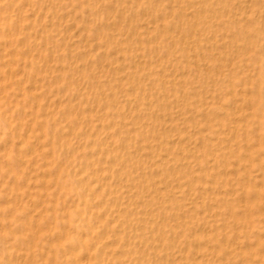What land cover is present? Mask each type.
<instances>
[{
	"label": "bare ground",
	"instance_id": "1",
	"mask_svg": "<svg viewBox=\"0 0 264 264\" xmlns=\"http://www.w3.org/2000/svg\"><path fill=\"white\" fill-rule=\"evenodd\" d=\"M26 1H27V3H30L33 0H26ZM47 1H49L50 3H54L57 1L58 4L61 3L59 5H62V3L67 4V0H43L42 2L45 3ZM87 1H88V4L90 5L89 7L90 8L92 7V9H94L95 13L98 14V17H100L101 20L104 21L106 29L111 31V32L115 31L117 34H121V39L126 43L127 47L133 48L132 51L135 52V54H141L144 51V48H142L143 46L137 47L138 46L137 44H139L141 46V44L143 43L144 40H148L149 38L151 39L152 33L157 31V37L153 41L155 43L156 42L157 43L162 42V43L166 44L165 46L169 49V52H171L170 54H174V56L172 58L176 59L178 61V63L176 65H173V66H171V65L170 66H164V65H166V64H164L163 66L165 69L162 70V73H159L158 75L156 74L158 76L157 80H158L159 86L160 85L163 86L162 89H159L158 94L154 95L153 93H151L154 90L155 91L158 90V88H159V87H157L158 85L152 86L153 89H151V92H149V93H146V92L142 93L141 92L139 101H141V103H140L141 105L142 104L144 105V106H141L143 108H139L140 106L137 108V107H135L136 106L135 105L134 107L137 108L135 111H131L132 109L131 110L126 109L127 111L124 110L122 108L123 105L121 107L122 103H120V101L118 99L119 95H117V93L118 94L124 93L123 91H124V88H126V87H124L125 85L123 86V84H121V85L118 84V85H115L116 89H114V88H113L114 90L112 89L110 97H107L106 93L101 92L102 95L97 97V99L95 100L96 106L100 105L102 107L101 115H96V114L91 115L92 114L91 113L88 116V114H87L88 118H87V116H86V118L88 120H84L83 118H81V117H84L81 115V114H83V112L80 113L79 110H76L74 108H73L74 110H72V111H70V109H69L68 114L64 113L65 119H68V117L74 118V117H77L78 115L81 116L79 118H81V120H84L82 122L85 123V125H86V128L84 130L85 133L87 134L86 137H90L92 139V147H91L90 152H89L91 154V156H90V154H89V157H86L84 155V158H85L84 163L86 164V165H84L85 168L83 170L81 169L82 171L80 173H76L74 171L73 174L71 175V176H73L76 183L79 185L80 192L79 191L75 192L76 197H78V199H77V201L72 199L73 200L72 203H74L72 205L73 208H72V206H69L68 213L72 217L70 219H73L72 221L77 222L78 225L81 227H80V230L76 231L75 233H70L69 232L70 230L64 231V234L66 235V236H64L65 242H66V240H67V242L65 244L63 243L64 245H62V246H64L66 248V250L69 251V253H68L69 257H66V258H68L67 260H69V259L71 261L73 260L76 262V264L77 263L78 264H90V262L92 264H229L230 262L228 261V259L233 254H239L242 259L245 258L247 255H251V257L254 258L255 255L252 256V254L254 252L252 251V248H251L252 247V241H251L252 236H251V234H252L253 230L255 229L254 227L256 225H259L260 227L264 226V0H166L163 2H162V0H157L158 1V2L156 1L157 4L153 3L152 5H151L150 1L138 0L139 2L138 1L136 2L139 4L138 8L136 7L137 10H135L136 12L135 11L133 12L134 14H132V16L131 15L129 16L128 15L129 13L127 14L126 12L131 9L130 4L135 2V0H123L124 7L121 6L122 10L116 9L117 7H115V4L119 0H87ZM8 2H11V1H8ZM69 2H71V1L69 0ZM77 2H80V0ZM147 2L150 4H148L149 6L146 5L148 8L147 7L145 8V3H147ZM1 3H0V5H1ZM73 3H75V2H73ZM159 3H164L163 7L162 6L160 7ZM54 4H56V3H54ZM13 5H14V3H13ZM30 5L28 6V4H27V6L24 9L29 8ZM49 6H51V5L49 4ZM49 6H47V9ZM70 6H68V7H70ZM74 6H77V5H74ZM74 6L71 7L72 10L74 9ZM83 6H81V7H83ZM37 7L39 9V10L38 9L37 10L41 11L40 8H42V7L39 8L38 5H37ZM45 8H44V10H45ZM66 9L68 10V8H66ZM66 9H64V10H66ZM148 9H150L151 11H148ZM37 10H36V12H38ZM64 10H62V12ZM160 10L164 11L165 13L160 12ZM58 12L56 14L52 15V18L57 20V22H54L55 20L52 22L55 23V24L54 23L53 24H54V26L56 25V29L58 30L57 32L60 33V35H61L62 32H67L71 28V26L73 25V24H69V22H67V21H70L71 19L74 20V18H76V17H74V18L72 17V15H74L71 13L72 11L69 12L72 15L68 14L66 11H64L63 13L60 12V14ZM159 12L161 14H159ZM13 13H14V10H13ZM27 13H29V11ZM44 13H48V11L45 10ZM8 14H9V12H8ZM21 14L23 15L24 13L21 12ZM4 15H5V13H4ZM32 15H34V14H32ZM35 15H34V17H35ZM38 15H39V13H38ZM48 15L51 16L50 14H48ZM19 16H21V15L19 14L17 16V18ZM0 17H1V15H0ZM38 17H40V16H38ZM49 18H51V17H49ZM80 18H81V16H80ZM88 18H89V16H88ZM90 18H92V17H90ZM8 19H10V18H8ZM42 19H44V18H42ZM94 19H96V18H94ZM1 20L2 19H0V21ZM19 20H20V18H19ZM79 21L81 22V20H79ZM166 21L168 24L171 23L170 27L165 26ZM10 22H11V20H10ZM42 22H44V21H42ZM23 23H26V22L24 21L21 24H23ZM27 23H28V21H27ZM75 23H77V21ZM38 24H40V23H38ZM42 24L43 23H41V25ZM53 24L51 23V25H53ZM99 24L102 25L103 23L99 22ZM29 25L30 26L32 25V27H33L32 23ZM77 25L74 26V28L77 27ZM100 25H99V27H102ZM92 26H93V23H92ZM10 27L12 28L11 25H10ZM27 27H29V26H27ZM8 28H9V25H8L7 29ZM35 28H39V27H35ZM40 28L43 29V27H41V26H40ZM0 29L3 30V28H0ZM49 30H46V32H48ZM55 30H53V31L55 32ZM18 31H19V28H18ZM18 31L16 33H18ZM54 32H53V34H54ZM81 32H79L80 35L82 34ZM86 32L88 33V29H87V31H85V33ZM106 32L109 33L108 31H105V33ZM28 33H26V34H28ZM105 33H104V35H105ZM4 34H5V32H4ZM7 34H9V33H7ZM30 34H32V33H30ZM102 34H103V31L100 35H102ZM113 34H110V35L113 36ZM38 35H40V37L42 36L41 34H38ZM38 35H37V37H38ZM64 35H67L66 38L68 37V34L64 33ZM100 35L99 34H97V36L95 35L96 36L95 38L94 37L92 38L90 36L93 40L96 41L95 43H94V41H92V43H94V47L92 46L93 48H91V47L88 48L87 47L88 44L87 45L86 44L81 45V46L77 45V47L74 46L75 47L74 52L72 53L71 56H68L70 61H66L67 62L66 64H64L65 62L61 63L60 60H62V59H60L59 60L60 63H58V64H61V65L56 66L55 65L56 61H55L54 65L56 67H54L51 64L53 62L50 61L51 62L50 63L49 60L48 61L46 60L47 62L44 63L45 64L44 71L48 72V74L50 72L49 76L50 77L52 76V79L54 78V76H53L54 72H56V74H61V75L63 74L65 76V79H66V81H65L66 84H68V83L71 84V82L76 80L75 77H77V76L80 77V75H82V79L83 78H85V79L91 78V80L94 83H96V85H98L101 81V79H99V78H100V76H102V74L104 72L102 68H104L106 65L107 66L110 65L109 59L107 62V56L109 55L108 53L110 52L108 49L111 48L107 44H106V47L103 48L104 44H103L102 40H105V38L102 39V37ZM110 35H109V38H110ZM4 36H6V35H4ZM85 36H87V35H85ZM15 37H14V39H15ZM43 37L44 36H42V38ZM56 37L53 38V41L56 39ZM83 37L81 39H83ZM117 37H119V36H117ZM61 38L63 39L62 41L65 42V40H66V39H64L65 37L64 38L61 37ZM3 40H4V38H3ZM71 40H73V39H71ZM71 40H70V42H71ZM4 41H6V38ZM4 41L2 43H4ZM46 41H48V40H46ZM62 41H61V46L58 45V47H57V48H60V51H62V49H63L62 48ZM66 41L69 42L68 39ZM86 41H89V39ZM86 41L84 40V42H86ZM111 42H112V40H111ZM28 43H30V41H28ZM28 43H26V45L22 44V45H24L23 46L24 48H25V46L27 47V50H28V47H30V45L27 46ZM44 43H45V41H44ZM65 43L63 45L64 48H65ZM115 43L113 42V44H114L113 46H116ZM144 43H145V41H144ZM155 43H154V45L157 44V43L156 44ZM38 44H40V43H38ZM70 44H73V43H70ZM50 46H51V44H50ZM122 46H119V47L121 48ZM149 46L150 45H148L147 47L149 48ZM19 47L20 46H18V48ZM39 47H40V45L38 46V48ZM46 47H47V45H46ZM70 47H72V46H70ZM150 47H153V46H150ZM163 47H161V48H163ZM158 48H159V46H158ZM2 49L4 50L3 46H2ZM19 49H21V48H19ZM34 49H35V47H34ZM23 50L24 49H22V51ZM71 50L72 49H70L69 51H71ZM129 50H130V48H129ZM13 51H16V50H13ZM148 51L150 52V50H148ZM1 52H2V54H4L2 50H1ZM33 52H35V51H33ZM36 52H38V51H36ZM113 52L116 53L115 51H113ZM119 52H120V50H119ZM119 52H118V54H119ZM149 52H147V53H149ZM54 53H52V54H54ZM67 53L69 54L70 52H67ZM42 54H44V53L42 52ZM59 54H60V52H59ZM97 54L100 56V57H98V59L100 58L99 64H101L100 65L101 68L100 69L98 68V70L97 69L94 70L93 66L91 64L92 63L91 58H93V61H94L95 60L94 57ZM131 54H132V52H131ZM131 54H130V57H131ZM164 54H165V52H164ZM113 55H115V54H113ZM120 55H122V54H120ZM147 55H148V62H149L150 58H152V57L149 58V54H147ZM2 56H0V57H2ZM82 56L84 58H86L87 60L88 59H91V60H88V61L83 60L82 61L80 59ZM27 57H29L27 59H30V61H32L33 63L35 61L38 63L37 58H35L31 54H30V56L28 55ZM108 57H110V56H108ZM112 57H114V56H112ZM123 57H125V55ZM136 57H137V55H136ZM141 57H143V55L140 56L139 58L137 57L139 59V61L142 59ZM11 58H13V57H11ZM16 58H17V56H16ZM76 58L80 59L79 61H77L78 63L74 62ZM156 58H157L156 61H158V63H159V61H162V59L161 60L158 59V56L157 57L155 56V59ZM4 59L5 58L3 57V60ZM14 59H15V57H14ZM24 59L25 58H23V60ZM52 59H50V60H52ZM111 59H113V58H111ZM124 59H126V58H124ZM3 60H0L1 61V63H0V87H2V88H3L4 84L7 83V81H6L7 78L8 77L11 78L12 76H14L13 75L14 70L10 66V62L8 61L9 58H8V60L7 59L4 61ZM41 60H42V58H41ZM63 60H65V59H63ZM66 60H67V58H66ZM151 60H153V59H151ZM113 61H114V59H113ZM132 61H134V60L132 59ZM144 61H145V59H143L142 62H144ZM20 62H19V64H20ZM24 62H23V64H24ZM153 62H155V60ZM40 63L38 64L39 66H37V67H42V66H40ZM132 63L134 64V62H132ZM146 63H144V64H146ZM116 64H117V62H116ZM133 64H131V65H133ZM93 65H95V63ZM22 66H24V65H22ZM32 66H31V68H32ZM112 66L116 67L117 65L115 66V64H114ZM128 66H129V64H128ZM16 67H14V68H16ZM114 67L111 68V70L115 69ZM133 67H136V66H133ZM148 67H149V65H148ZM107 68H109V66ZM42 69H43V67H42ZM120 69H121V67H120ZM135 69H136V72H138L137 67ZM141 69L143 71V68H141ZM148 69H146V70H148ZM22 70L24 71L23 68H22ZM115 70H117V69H115ZM155 70H157V72H158V69H155ZM29 71L27 73H29ZM33 71H35V70H33ZM85 71H87L89 73H85ZM95 71H98L99 74H97ZM119 71H122V70H119ZM119 71H117V72H119ZM126 71H128V70H126ZM45 72H43V73L45 74ZM131 72H133V71L131 70ZM150 72H151V70H150ZM43 73H42V75H43ZM116 74H114V75L119 77L121 75V72H120V74H118V73H116ZM134 74H136V73H134ZM140 74H142V73H139V76H140ZM143 74H145V73H143ZM146 75H144V76H146ZM15 76H17V75H15ZM30 76L32 77V75H30ZM103 76H105V78H106L107 75L103 74ZM22 77L23 76H21L20 78H22ZM134 77H137V76H134ZM152 77L154 80V76H152ZM152 77H150V79ZM85 79H84V81H85ZM102 79H104V78H102ZM26 80H28V79H26ZM108 80H109V78L107 79V81ZM145 80H147L146 77H145ZM22 81H24V80H22ZM81 81H83V80H81ZM130 81H133V80H130ZM4 82H6V83H4ZM48 82H49V80H48ZM61 82H62V84L64 83V81H61ZM104 82H106V81H104ZM75 83H77V82H75ZM123 83H124V80H123ZM131 83L132 84H129V85L133 88L134 83L133 82H131ZM40 84H41V81H40ZM62 84H60V85H62ZM135 84H137V83H135ZM37 85H39V84L36 83L35 81H33V83L31 84L30 92H29L30 94L27 93L29 95H32L31 97H33V98H35L34 90H37ZM54 85H56V84H54ZM58 85L59 84H57V86ZM75 85H76V88H75L76 89L75 90L76 95L77 96L79 95V98L83 101L87 100L88 95H89V93L87 92L88 90L86 91L85 87H83V85L79 82ZM96 85H95V87H96ZM141 85L143 86V85H145V83H143ZM11 87L13 89V86H11ZM11 87H10V90H11ZM27 87H30V86H27ZM95 87H94V90L96 89ZM131 87H129V88H131ZM136 87H138V86H136ZM17 88L19 89V87H17ZM51 88H52V86H51ZM139 89L140 88L138 87L137 91ZM7 90H8V88H7ZM20 90L25 91V88H23V86H22L20 88ZM42 92H43V90H42ZM36 93H39V91H37ZM135 93H137V92H135ZM27 94H26V96H27ZM139 94H140V92H139ZM124 95H125V93H124ZM56 97H57V95H56ZM122 97H123V95H122ZM124 97H126V96H124ZM61 98H63V97H61ZM124 99H126V98H124ZM130 99L131 98L129 97L128 100H130ZM1 100H0V102H1ZM132 100H135V97H134V99L132 98ZM137 100H138V98L136 99V102H137ZM54 101H55V99H54ZM66 101H68V100H66ZM44 102H45V100H44ZM60 102H62V101H60ZM60 102H59V104H60ZM126 102L128 103V101H126ZM26 103H28V102H26ZM131 103H133V102H130V104ZM59 104H57V105L60 106ZM137 104H138V102H137ZM45 105L46 104H44V106ZM62 105H64V104H62ZM83 105H82V107H83ZM87 105H88V103H87ZM94 105H95V103H94ZM62 107H64V106H62ZM128 107H130V106H128ZM14 108H16V107L14 106ZM31 108H32V106H31ZM39 108H41V106L38 104L37 109L39 110ZM52 108H50V110ZM130 108H128V109H130ZM12 109H13V107H12ZM54 109H56V107H54ZM58 109H60V108H58ZM1 110H0V112H1ZM6 111H8V110L6 109ZM6 111H5V113H7ZM95 111L96 110H94V112ZM8 112L10 114L11 109ZM112 112H116V113L120 112L122 114L121 118H123V119H121L122 121L121 120L119 121L118 118H117V120L119 122H116V120L114 121L113 119H109V120L105 121L106 119H108L109 114ZM38 113L37 114L34 113V114L38 115ZM120 113L118 115H121ZM46 115L49 117L51 115V113L47 112ZM8 116L11 118V114ZM3 120H4V118H3ZM39 120H41V119H39ZM45 120H47V119H45ZM9 121L5 122V123H9ZM24 121H26V120H24ZM19 122L21 123V121H19ZM49 123H52V122H48V124ZM65 124L67 125V123H65ZM5 125H7V124H5ZM45 126H46V124H45ZM24 127H25V132L23 133V140L20 142L22 144L26 145L27 147H32L34 152L35 151L37 152L39 150L38 147H41V151H42V148L44 145L42 142L45 139V136H43V134L41 133L42 131L41 132H35L36 127L34 126V124L32 125L31 122H30V124H28ZM55 128L58 129L57 127H55ZM97 128H99L100 131L102 129L107 130L110 138H113V133L116 132L117 135L115 134V136H118V141L110 139V138L103 140L102 137L99 136V135H102L103 133L100 134L101 133L100 132L99 135H97V133H96ZM22 129H19V130L21 131ZM80 130H81V127H80ZM75 132H77V131H75ZM5 133H6V131H5ZM56 133H58L57 130H56ZM71 133L72 132H70V135H71ZM79 133L82 134V132H79ZM105 133L107 134V132H105ZM52 134H54V133H52ZM73 134H75V133H73ZM70 135H69V139H70ZM11 136L9 135V139ZM31 136H33L32 140L30 139ZM185 136H187V140H189L188 144L187 143L185 144L184 142H182V139L185 138ZM57 137L59 138V142H63V137L61 135L57 136ZM77 138H78V136H77ZM52 139H53V137L51 138V140ZM32 141H35L34 145H32L33 144ZM47 141L49 142L50 140H47ZM2 142H3V140H2ZM67 143H69V142L67 141ZM5 144H6V142H5ZM18 144H19V142H18ZM22 144H19V145L22 147L23 146ZM12 145H13V143H11V146ZM45 145H44V147H45ZM26 146H24V147H26ZM5 148H7V147H5ZM74 148H75V146H74ZM54 149H55V147H54ZM82 149L83 148L81 147V150ZM11 150H13V149H11ZM51 150H53V147ZM5 151L0 152V154L4 153ZM60 151H61V149H60ZM25 152H26V150H25ZM21 154L22 153H18L17 155L19 157H16L17 159L11 160V165H16V167L18 166V167L24 168L30 164L31 159H26V157L23 158V156ZM33 154L34 153H32V155ZM46 154H47V152H46ZM93 154H97L96 157L98 159L97 158L93 159ZM200 154H203L205 156V160H203L204 162H203L202 166L199 167V164H198V167L195 168L193 165L190 164V162L196 160L195 161V163H196L198 160V156ZM32 155H31V158H32ZM12 157H14V156H11L10 159ZM29 158H30V156H29ZM35 159H37V157ZM46 159H47V157H46ZM68 159H70V158H68ZM109 159L111 162V171L108 170V173L106 172L107 173L106 174L104 171L105 169L103 167H101L102 165H100L99 170L96 169L95 163H98V162L103 160L102 162L105 164L108 162ZM57 160H59V159H57ZM8 161H9V159H8ZM4 162H6V161H3V163ZM3 163H2V165H3ZM59 163H60V160H59ZM73 164H75V163H73ZM37 165H38V163H37ZM40 166H41V164H40ZM97 166H99V165H97ZM47 167H49V166H47ZM47 167H46V169H47ZM4 168H6V167H4ZM4 168H2V170ZM13 168H14V166H13ZM30 168H32V171H33V168H35V167L32 166ZM49 168H51V167H49ZM113 168H119L118 170L120 172H118V173L116 172L118 174V177L116 176L117 174H115V176H114V174L112 172ZM42 169H43V164H42ZM60 169H62V168H60ZM176 169H178V171H176ZM7 170H8V168H7ZM9 170H10L11 174H13V173L17 174V173H15L14 170H13L14 172L12 171V167H10ZM52 170H54V169H52ZM29 171H31V170L29 169ZM29 171H28V173H29ZM39 171H37V172H39ZM98 171H101V172L98 173ZM0 172H2V171H0ZM20 172L21 171L19 170V174L22 173V172L21 173ZM41 173H43V172H41ZM60 173L58 172V174H60ZM89 173L91 174V176H92V174L94 176L99 175V177H97V178H99L100 181H101V179H106L107 181L103 180V182H101V184L99 183L100 185L98 184L97 187H95V185L92 186V185L83 183V181H84L83 180V174H89ZM29 175H30V173H29ZM62 175L63 174H61V176ZM17 176L18 175H16L15 178H17ZM20 176H18V177H20ZM94 176H93V179H94ZM124 176H126L128 178V179H126V181L125 180L123 181ZM5 177H6V175H5ZM5 177H3V179ZM58 177L60 178L59 175H58ZM39 178H37V179H39ZM45 178H43V180ZM47 178H52V177H47ZM57 178H55V179H57ZM8 179L10 180V178H8ZM29 179H31V178H29ZM6 180H7V178H6ZM129 180H130V183H127ZM25 181H26L25 183L23 182L25 185L22 183L23 187H25V188H23V187L22 188H23V191H24V189H26L28 192L29 187L31 186L29 184L30 181L26 180V179H25ZM33 181H35V180H33ZM50 181L48 180L47 182H50ZM71 181H69V183ZM5 183H6V185H8L7 184L8 182H5ZM91 183H93V180ZM115 183H117V184H115ZM2 184H1V186H2ZM34 184H35V182H34ZM46 184H48V183H45V185ZM56 186L58 187V185H56ZM2 187H4V185ZM6 188H10V187L6 186ZM33 190H36V189H33ZM72 190L74 191V189H72ZM2 191H4L6 194L5 190H2ZM33 192L34 191H32L31 193H33ZM42 192H44V191H42ZM45 192L47 193V191H45ZM28 194H29V192H28ZM58 194H60V193H58ZM12 195L13 194H11V196ZM181 195H184V197L180 198L179 196H181ZM9 196L7 195V197H9ZM48 196H50V195H48ZM20 197H19V199H20ZM39 197H40V195H39ZM39 197L36 198L34 196V197H32V199H30V200H33L32 204L34 206L38 205L39 203H42V204L44 203L43 200L45 198L42 197V199H40ZM70 197H74V196L70 195ZM124 198H126V200H124ZM7 201L8 200H6V202ZM9 201H11V200L9 199ZM180 202H182V203H180ZM10 203H9V205H10ZM55 203H57V202H55ZM63 203L64 202H62V204ZM17 204H19V203H17ZM42 204L40 205L41 207H42ZM49 204H52V203H49ZM5 205H7V204H5ZM22 205H26V204L23 202ZM33 205H31V206H33ZM40 206H38V207H40ZM15 207H16V209L19 210V211H17V212H19V214L22 212V213L27 215L29 213V211L31 210L30 209L31 207H29V206L28 207L27 206L21 207L20 204H19V207L15 204ZM15 207L13 205V209H15ZM43 207L45 208V206H43ZM49 208H50V206H49ZM2 209H3V207L1 208V210ZM30 215H32V213ZM21 216H22V214H21ZM30 218H31V216H30ZM50 219H51V217H50ZM26 220H24V221H26ZM31 220L33 221V219H31ZM66 220H68V219H66ZM1 221H2V219H1ZM37 221H38V219H37ZM34 222H36V221H34ZM56 223H58V222H56ZM67 223H69V222H67ZM43 225L45 226L46 224H43ZM53 225H57V224H53ZM75 225H76V223H75ZM70 227H72V226H70ZM24 228L25 227L23 226V229ZM63 228H65V227H63ZM33 230H34V227H33ZM52 231H55V230H52ZM52 231L50 233H52ZM36 232H37V230H36ZM39 233H40L41 237L44 235V234L42 235L41 232H39ZM27 234H28V232H27ZM46 234H47V232H46ZM261 234H262V232H261ZM15 235L16 234H14V236ZM17 235L19 238V234H17ZM40 235H39V237H40ZM16 236H15V238H16ZM24 237L25 236H23V238ZM27 237H28V235H27ZM27 237H25V238H27ZM36 237H38V236H36ZM59 237H57V239ZM260 238H261V235H260ZM9 239H10V237H9ZM261 240H262V238H261ZM261 240H259L258 242H260ZM57 242L59 243L58 245L61 246V239H59ZM21 243H23V242H21ZM34 243H35V240H34ZM37 243L38 242L36 240V244ZM53 245H55V243H53ZM53 245H50V246L53 247ZM14 246H15V244H14ZM5 248H6V246H5ZM15 249H17V248H15ZM21 249H23V248H21ZM32 249L33 248L30 247L29 252H31ZM45 249H46V247H45ZM47 249H48V247H47ZM49 249H53V248H49ZM12 250H13V248H12ZM18 250H20V249H18ZM261 250H262V248H261ZM25 251L24 252L20 251L14 257L10 258L8 264H29V263H27V259H26L27 254L25 253ZM38 253H40V252H38ZM50 253L51 252H49V254ZM41 254H42V252H41ZM42 255L44 256V254H42ZM256 256L259 257V256H262V254L261 255L257 254ZM3 257H4V255H3ZM263 257H264V255H263ZM35 258H36V256H35ZM230 258L233 259L232 257H230ZM262 258H261V260H262ZM4 259H6V258H4ZM32 259H33V257H32ZM235 259H237V258H235ZM28 260H30V259H28ZM247 261H249V260H247ZM251 261H250V263H251ZM34 262H35V260H34ZM41 262H43V261L40 260L39 263H41ZM256 262H257V260H256ZM247 264H249V263H247Z\"/></svg>",
	"mask_w": 264,
	"mask_h": 264
},
{
	"label": "rangeland",
	"instance_id": "2",
	"mask_svg": "<svg viewBox=\"0 0 264 264\" xmlns=\"http://www.w3.org/2000/svg\"><path fill=\"white\" fill-rule=\"evenodd\" d=\"M8 1H11V2H8ZM18 1V2H17ZM23 1V2H22ZM34 1V2H33ZM32 2H30V3H27V1L26 0H0V3H1V5H0V15H1V17H0V19H2L1 21H0V28H3V30L2 29H0V38L2 39H0V49L3 51V53L5 54H2V52H1V50H0V56H2V57H0V60H3V57L5 58L4 60H8V58H9V62H10V66L13 68V72L15 73H13V75L15 76V75H17V76H12L11 78H7V83L6 82H4V83H6V84H4V86H3V88L2 87H0V100H1V102H0V108L2 109H0L1 110V112H0V122L2 123H0V152H3V151H5L4 153H1L0 154V171H2V172H0V264H8L9 263V259L10 258H12V257H14L17 253H19L20 251L21 252H24L25 250V253L27 254V256H26V259H27V263H31V264H38L39 262H40V260L41 261H43V262H41V263H39V264H76V262L75 261H71L70 259L69 260H67L68 258H66V257H69V251L68 250H66V248L64 247V246H62V245H64L66 242H67V240H66V242H65V237L64 236H66L65 234H64V231H69L70 233H75L76 231H78V230H80V227L81 226H79L78 225V223L77 222H74V221H72L73 219H70V218H72L70 215H69V213H68V208H69V206H72L74 203H72L73 202V200H75V201H77V199H78V197H76V194H75V192L76 191H79L80 192V187H79V185L76 183V181L74 180V178H73V176H71L72 174H73V172L75 171L76 173H80L84 168H85V166L84 165H86L85 163H84V155L86 156V157H89V152H90V149H91V147H92V139L90 138V137H86L87 136V134L85 133V128H86V125H85V123H83L82 121H84V120H88L87 118H88V116L91 114V115H94V114H96V115H101V112H102V107L100 106V105H97L96 106V102H95V100L97 99V97H99V96H101L102 95V93L101 92H104V93H106V96L107 97H110L111 96V91H112V89L114 88V89H116V86L115 85H118V84H123V86L124 87H126V88H124V93H125V95H124V93H120V94H118L117 93V95H119V97H118V99H119V101H120V103H122L121 104V107H122V105H123V109L124 110H131V111H135L139 106V108H143V107H141V106H144L143 104L141 105L140 103H141V101H139V98H140V95H141V92L143 93V92H146V93H149V92H151V89H153L152 88V86H154V85H158L157 87H159L158 88V92L157 91H152L151 93H153L154 95H156V94H158L159 93V89H162V87L163 86H159V83H158V74L159 73H162V70L163 69H165L164 68V66H173V65H176L177 63H178V61L176 60V59H174V58H172L173 56H174V54H170L171 52H169V49L165 46L166 44H164V43H162V42H160V43H155L153 40H155V38L157 37V31H155V32H153L152 33V36H151V39L149 38L148 40H144L145 41V43H144V41H143V43L141 44V46L139 45V44H137L138 46L137 47H142V48H144V51H143V53H141V54H135V52H133L132 51V49L133 48H131V47H127V45H126V43L121 39V34H117L115 31L114 32H111V31H109V30H107L106 29V27H105V24H104V21L103 20H101V18L100 17H98V14L97 13H95V11H94V9H92V7L90 8L89 6V4H88V1L87 0H80V2H77V1H79V0H70L71 2H69V0H67V4H65V3H62V5H59V4H61V3H57V1L56 2H54V3H56V4H54V3H50L49 1H47V2H45V3H43L42 1L43 0H33ZM138 0H135V2H133L132 4H130V6H131V9L129 10V11H127L126 13L130 16H132V14H134L133 12L135 11V10H137V8H138V3H136ZM146 1V0H145ZM147 1H150L151 2V5L153 4V3H156L157 4V0H147ZM157 1V2H156ZM163 1H166V0H162V2ZM7 2V3H6ZM14 3V5H13V3ZM17 2V3H16ZM73 2H75V3H73ZM139 2V1H138ZM12 5H11V4ZM24 5H23V4ZM35 3V4H34ZM48 3V4H47ZM79 3V4H78ZM85 3V4H84ZM27 4H28V6L30 5V7L29 8H26V9H24L26 6H27ZM40 4V5H39ZM42 4V5H41ZM49 4L51 5V6H49ZM81 4V5H80ZM120 4V5H119ZM148 4H150V3H145V8L147 7V6H149ZM163 4L164 3H159V5H160V7L162 6L163 7ZM21 5V6H20ZM23 5V6H22ZM37 5L39 6V8L40 7H42V8H40V10L41 11H38L39 9H38V7H37ZM71 5V6H70ZM74 5H77V6H74ZM84 5V6H83ZM86 5V6H85ZM88 5V6H87ZM137 5V6H136ZM147 5V6H146ZM14 6V7H13ZM47 6H49L48 7V9H47ZM68 6H70V7H68ZM72 6H74V9L72 10ZM81 6H83V7H81ZM121 6H123L124 7V2H123V0H119L116 4H115V7H117L116 9H121L122 10V7ZM135 8H134V7ZM22 7V8H21ZM46 7V8H45ZM56 7V8H55ZM76 7V8H75ZM80 7V8H79ZM137 7V8H136ZM11 8V9H10ZM18 8V9H17ZM33 8V9H32ZM44 8H45V10L46 11H48V13H44L45 12V10H44ZM55 8V9H54ZM66 8H68V10L66 9ZM133 8V9H132ZM141 8V7H140ZM148 8V7H147ZM24 9V10H23ZM29 9V10H28ZM38 9V10H37ZM43 9V10H42ZM64 9H66V10H64ZM81 9V10H80ZM7 10V11H6ZM11 10V11H10ZM13 10H14V13H13ZM23 12L24 14L22 15L21 14V12ZM32 10V11H31ZM35 10V11H34ZM36 10L38 11V12H36ZM56 12H55V11ZM62 10H64V11H66L68 14H74V15H72V17L74 18V17H76V18H74V20L73 19H71L70 21H67V22H69V24H73L72 26H71V28L67 31V32H62V34L60 35V33H58L57 31V29H56V25L54 26V22H57V20H55V19H53L52 18V15L53 14H56L58 11V13L60 14V12L61 13H63L62 12ZM72 12H71V11ZM80 10V11H79ZM93 10V11H92ZM132 10V11H131ZM3 11V12H2ZM16 11V12H15ZM29 11V13H27ZM76 13H74V12ZM131 11V12H130ZM148 11H151L150 9H148ZM8 12H9V14H8ZM12 12V13H11ZM36 12V13H35ZM69 12H71V13H69ZM136 12V11H135ZM160 12H162V13H165L164 11H162V10H160ZM159 12V14H161ZM3 13V14H2ZM4 13H5V15H4ZM38 13H39V15H38ZM78 13V14H77ZM21 15V16H19L18 18H17V16L18 15ZM30 14V15H29ZM32 14H36L35 15V17H34V15H32ZM46 14V15H45ZM48 14H50L51 16H49ZM82 14V15H81ZM88 14V15H87ZM97 14V15H96ZM9 17H8V16ZM12 17H11V16ZM42 15V16H41ZM49 17H51V18H49ZM164 15V14H163ZM3 16V17H2ZM33 16V17H32ZM38 16H40V17H38ZM80 16H81V18H80ZM88 16H89V18H88ZM90 17H92V18H90ZM8 18H10V19H8ZM17 18V19H16ZM19 18H20V20H19ZM31 18V19H30ZM41 18V19H40ZM42 18H44V19H42ZM84 18V19H83ZM87 18V19H86ZM94 18H96V19H94ZM133 18V17H132ZM160 18V17H159ZM15 19V20H14ZM51 19V20H50ZM53 19V20H52ZM98 19V20H97ZM161 19V18H160ZM10 20H11V22H10ZM14 20V21H13ZM35 22H34V21ZM55 20V21H54ZM79 20H81V22L79 21ZM101 20V21H100ZM17 23H16V22ZM20 21V22H19ZM26 22V23H23V24H21L22 22ZM27 21H28V23H27ZM33 21V22H32ZM42 21H44V22H42ZM52 21H54V22H52ZM74 21V22H73ZM77 21V23H75ZM79 21V22H78ZM2 22V23H1ZM10 22V23H9ZM14 22V23H13ZM33 24V27H32V25L30 26L29 24H31V23ZM37 22V23H36ZM48 22V23H47ZM88 22V23H87ZM93 23V26H92V23ZM99 22L100 23H103L102 25H100L99 24ZM13 23V24H12ZM19 23V24H18ZM38 23H40V24H38ZM41 23H43L42 25H41ZM45 23V24H44ZM51 23L53 24V25H51ZM75 23V24H74ZM81 23V24H80ZM91 23V24H90ZM9 25V30L7 29V27H8V25ZM18 24V25H17ZM48 24V25H47ZM79 26H78V25ZM85 24V25H84ZM92 26H90V25ZM100 26H102V27H99V25ZM171 24V23H170ZM170 24H168L167 23V21H166V23H165V26H168V27H170ZM7 25V26H6ZM10 25L12 26V28L10 27ZM23 25V26H22ZM77 25V27H75L74 28V26H76ZM6 26V27H5ZM22 26V27H21ZM27 26H29V27H27ZM40 26L41 27H43V29L42 28H40ZM45 26V27H44ZM84 26V27H83ZM104 26V27H103ZM24 27V28H23ZM35 27H39V28H35ZM49 27V28H48ZM52 27V28H51ZM81 27V28H80ZM99 27V28H98ZM16 28V29H15ZM18 28H19V31H18ZM93 28V29H92ZM98 28V29H97ZM101 28V29H100ZM12 29V30H11ZM14 29V30H13ZM33 29V30H32ZM51 31H50V30ZM56 29V30H55ZM77 29V30H76ZM84 29V30H83ZM87 29H88V33L86 34L85 33V31H87ZM95 29V30H94ZM101 31H100V30ZM31 30V31H30ZM45 30V31H44ZM46 30H49L48 32H46ZM53 30H55V32L53 31ZM74 30V31H73ZM76 30V31H75ZM108 31L109 33H105V31ZM2 31V32H1ZM10 31V32H9ZM13 31V32H12ZM18 31V33H16ZM34 33H33V32ZM82 31V32H81ZM93 31V32H92ZM102 31H103V34L102 35H100L101 33H102ZM4 32H5V34H4ZM12 32V33H11ZM29 32V33H28ZM37 32V33H36ZM53 32H54V34H53ZM79 32H81L82 34L80 35L79 34ZM100 32V33H99ZM7 33H9V34H7ZM26 33H28V34H26ZM30 33H32V34H30ZM45 35H44V34ZM64 33L65 34H68V37L66 38V36L67 35H64ZM75 33V34H74ZM93 33V34H92ZM104 33H105V35H104ZM114 33V34H113ZM6 35V36H4V35ZM18 36H17V35ZM35 36H34V35ZM38 34H41L42 36H44L43 38H42V36L40 37V35H38ZM56 34V35H55ZM59 34V35H58ZM97 34H99L101 37H102V39L103 38H105V40H102V42H103V44H104V46H103V48L104 47H106V44L109 46V47H111V48H109L108 50L110 51L108 54V56H110V57H108L107 56V62H108V59H109V63H110V65H108L109 66V68H107L108 66L106 65L104 68H102L103 69V71L106 73H104L103 72V74L104 75H107L106 76V78H105V76H103V74H102V76H100V78L99 79H101V81H100V83L98 84V85H96V83H94L92 80H91V78L90 79H85V78H83L82 79V75H80V77L79 76H77V77H75V81H73V82H71V84L70 83H68V84H66V79H65V76L62 74H56V72H54L53 73V76H54V78L52 79V76L50 77L49 76V74H50V72H49V74H48V72H45L44 71V68H45V62H47L48 60H49V62L51 61V62H53V63H51L52 64V66H54V67H56L57 65L59 66V65H61V64H58V63H60V61H61V63H64V64H66L67 62L66 61H70V59L68 58V56H71L72 55V53L74 52V49H75V47H77V45L78 46H81V45H87V47L89 48V47H91V48H93L94 47V43L96 42L95 40H93L92 38L94 37H96L97 36ZM110 34H113V36L112 35H110ZM116 34V35H115ZM3 35V36H2ZM37 35H38V37H37ZM53 37H52V36ZM58 35V36H57ZM85 35H87V36H85ZM96 35V36H95ZM105 37H104V36ZM109 35H110V38H109ZM16 36V37H15ZM24 36V37H23ZM57 36V37H56ZM77 38H76V37ZM81 36V37H80ZM84 36V37H83ZM90 38H89V37ZM117 36H119V37H117ZM4 38V40H5V38H6V41H4L3 40V38ZM14 37H15V39H14ZM28 39H27V38ZM34 37V38H33ZM40 37V38H39ZM50 37V38H49ZM56 37V41L54 40L53 41V38H55ZM61 37H65L64 39H68L69 40V42H70V40L71 39H73V40H71V42L70 43H73V44H70L69 42H67L66 40H65V42H63L62 40V38ZM80 37V38H79ZM83 37V39L86 41V40H88L89 39V41H86V42H84V40L83 39H81ZM87 37V38H86ZM114 37V38H113ZM117 37V38H116ZM154 37V38H153ZM17 38V39H16ZM47 38V39H46ZM61 38V39H60ZM75 38V39H74ZM86 38V39H85ZM112 38V39H111ZM9 39V40H8ZM37 39V40H36ZM109 39V40H108ZM117 39V40H116ZM32 40V41H31ZM39 40V41H38ZM46 40H48V41H46ZM51 40V41H50ZM77 40V41H76ZM82 40V41H81ZM107 40V41H106ZM111 40H112V42H111ZM115 40V41H114ZM151 40V41H150ZM4 41V43H2ZM28 41H30V43H28ZM38 41V42H37ZM43 41V42H42ZM44 41H45V43H44ZM59 41V42H58ZM61 41H62V51H60V48H57L58 47V45L59 46H61ZM92 41H94V43H92ZM148 41V42H147ZM6 42V43H5ZM58 42V43H57ZM75 42V43H74ZM89 42V43H88ZM113 42L115 43V45L116 46H113L114 44H113ZM153 42V43H152ZM9 43V44H8ZM14 43V44H13ZM26 43H28L27 44V46H29L30 45V47H28V50H27V47L25 46V48L23 47L24 45H26ZM38 43H40V44H38ZM42 43V44H41ZM55 43V44H54ZM64 43H65V48L63 47V45H64ZM92 43V44H91ZM123 45H121V44ZM154 43L156 44V45H154ZM22 44H24V45H22ZM50 44H51V46H50ZM11 45V46H10ZM14 45V46H13ZM40 45V47L38 48V46ZM46 45H47V47H46ZM148 45H150V46H153V47H150L149 46V48L147 47ZM164 47H163V46ZM2 46H3V48H4V50L2 49ZM18 46H20L19 48H21V49H19L18 48ZM22 46V47H21ZM55 48H54V47ZM70 46H72V47H70ZM75 46V47H74ZM93 46V47H92ZM119 46H122L121 48L119 47ZM158 46H159V48H158ZM10 47V48H9ZM17 47V48H16ZM34 47H35V49H34ZM161 47H163V48H161ZM12 48V49H11ZM30 48V49H29ZM38 48V49H37ZM45 48V49H44ZM72 49L71 51H69L70 49ZM116 48V49H115ZM120 48V49H119ZM129 48H130V50H129ZM166 50H165V49ZM22 49H24L23 51H22ZM40 49V50H39ZM115 49V50H114ZM127 49V50H126ZM150 50V52L148 51V50ZM153 49V50H152ZM13 50H16V51H13ZM119 50H120V52H119ZM123 50V51H122ZM147 50V51H146ZM10 51V52H9ZM33 51H35V52H33ZM36 51H38V52H36ZM55 53H54V52ZM65 51V52H64ZM113 51H115L116 53H114ZM162 51V52H161ZM30 52V53H29ZM42 52L44 53V54H42ZM46 52V53H45ZM59 52H60V54H59ZM67 52H70L69 54L67 53ZM118 52H119V54H118ZM130 52V53H129ZM131 52H132V54H131ZM147 52H149V53H147ZM164 52H165V54H164ZM168 52V53H167ZM29 53V54H28ZM34 53V54H33ZM36 53V54H35ZM52 53H54V54H52ZM111 53V54H110ZM157 53V54H156ZM163 53V54H162ZM7 54V55H6ZM30 54L32 55V56H34L35 58H37V61H38V63L35 61L34 63L32 62V61H30V59H27V58H29V57H27L28 55L30 56ZM43 56H42V55ZM53 56H52V55ZM68 54V55H67ZM113 54H115V55H113ZM117 54V55H116ZM120 54H122V55H120ZM125 55V57H123L124 55ZM127 54V55H126ZM130 54H131V57H130ZM147 54H149V58L150 57H152V58H150V60H149V62H148V55ZM155 54V55H154ZM159 54V55H158ZM170 56H169V55ZM9 55V56H8ZM22 55V56H21ZM47 55V56H46ZM52 57H51V56ZM120 55V56H119ZM134 55V56H133ZM136 55H137V57L139 58L140 56H142L143 55V57H141L140 59V61H139V59L136 57ZM151 55V56H150ZM8 56V57H7ZM16 56H17V58H16ZM19 56V57H18ZM37 56V57H36ZM40 56V57H39ZM42 56V57H41ZM112 56H114V57H112ZM117 56V57H116ZM155 56L157 57L158 56V59H162V61H159V63H158V61H156L157 60V58L155 59ZM168 58H167V57ZM179 56V55H178ZM11 57H13V58H11ZM14 57H15V59H14ZM21 57V58H20ZM50 57V58H49ZM98 57H100L98 54L94 57V61H93V58H91L92 59V66H93V69L94 70H98V68L100 69L101 67H100V65L101 64H99L100 63V58L98 59ZM123 57V58H122ZM136 57V58H135ZM2 58V59H1ZM23 58H25L24 60H23ZM41 58H42V60H41ZM53 58V59H52ZM66 58H67V60H66ZM80 58V57H79ZM111 58H113L114 59V61H113V59H111ZM118 58V59H117ZM124 58H126V59H124ZM147 58V59H146ZM172 58V59H171ZM50 59H52V60H50ZM60 59H62V60H60ZM63 59H65V60H63ZM78 58H76L75 59V61L74 62H77V61H79L80 59L83 61H88V60H91V59H86V58H84L83 56L80 58V59H78ZM97 59V60H96ZM120 59V60H119ZM123 59V60H122ZM132 59L134 60V61H132ZM143 59H145V61L144 62H142L143 61ZM151 59H153V60H151ZM3 60V61H4ZM29 60V61H28ZM47 60V61H46ZM60 60V61H59ZM129 60V61H128ZM137 60V61H136ZM155 60V62H153ZM16 61V62H15ZM21 61V62H20ZM24 62V64H23V62ZM41 63H40V62ZM55 61H56V64H55ZM63 61V62H62ZM81 61V62H82ZM134 62V64L132 63V62ZM151 61V62H150ZM164 61V62H163ZM177 61V62H176ZM19 62H20V64H19ZM32 62V63H31ZM116 62H117V64H116ZM119 62V63H118ZM122 62V63H121ZM139 62V63H138ZM147 62V63H146ZM0 63H1V61H0ZM31 63V64H30ZM37 63V64H36ZM40 63V66H42L43 67V69H42V67H37V66H39L38 64ZM78 63V62H77ZM84 63V62H83ZM95 63V65H93ZM124 63V64H123ZM144 63H146V64H144ZM150 63V64H149ZM13 64V65H12ZM17 64V65H16ZM19 64V65H18ZM44 64V65H43ZM56 66H55V65ZM115 64V66L117 67H114V66H112V65H114ZM119 64V65H118ZM123 64V65H122ZM128 64H129V66H128ZM131 64H133V65H131ZM144 66H142V65ZM164 64H166V65H164ZM17 67H16V66ZM22 65H24V66H22ZM34 67H33V66ZM148 65H149V67H148ZM164 65V66H163ZM16 67V68H14V67ZM31 66H32V68H31ZM98 66V67H97ZM112 66V67H111ZM133 66H136L137 67V71L138 72H136V67H133ZM152 66V67H151ZM21 67V68H20ZM96 67V68H95ZM115 68V69H117V70H115V69H113V70H111V68ZM120 67H121V69H120ZM18 68V69H17ZM20 68V69H19ZM22 68L24 69V71L22 70ZM37 68V69H36ZM141 68H143V71H142V69ZM148 69V70H146V69ZM151 68V69H150ZM154 68V69H153ZM106 69V70H105ZM133 71V72H131V70ZM135 69V70H134ZM154 71H153V70ZM155 69H158V72H157V70H155ZM30 70V71H29ZM33 70H35V71H33ZM119 70H122V71H119ZM126 70H128V71H126ZM130 70V71H129ZM146 70V71H145ZM150 70H151V72H150ZM29 71V73H27ZM112 71V72H111ZM117 71H119V72H117ZM140 71V72H139ZM142 71V72H141ZM149 71V72H148ZM153 71V72H152ZM23 72V73H22ZM43 72H45V74L43 73ZM97 74H99V72L98 71H95ZM108 72V73H107ZM120 72H121V77L119 76H115L114 74H116V73H118V74H120ZM124 72V73H123ZM127 72V73H126ZM147 72V73H146ZM22 75H21V74ZM42 73H43V75H42ZM85 73H89V72H87V71H85ZM123 73V74H122ZM132 75H131V74ZM134 73H136V74H134ZM139 73H142V74H140V76H139ZM143 73H145V74H143ZM153 73V74H152ZM29 74V75H28ZM39 74V75H38ZM55 74V75H54ZM129 74V75H128ZM147 74V75H146ZM157 74V75H156ZM29 77H28V76ZM30 75H32V77L30 76ZM59 75V76H58ZM114 75V76H113ZM117 75V74H116ZM144 75H146V76H144ZM21 76H23L22 78H20ZM125 76V77H124ZM133 78H132V77ZM134 76H137V77H134ZM140 78H139V77ZM144 76V77H143ZM148 76V77H147ZM152 76H154V80H153V77ZM157 76V77H156ZM14 77V78H13ZM36 77V78H35ZM39 77V78H38ZM49 77V78H48ZM128 77V78H127ZM145 77H146V79L147 80H145ZM150 77H152L151 79H150ZM156 77V78H155ZM13 78V79H12ZM33 78V79H32ZM41 78V79H40ZM43 78V79H42ZM57 78V79H56ZM64 78V79H63ZM102 78H104V79H102ZM109 78V82L107 81V79ZM117 78V79H116ZM132 78V79H131ZM144 78V79H143ZM24 80V81H22V80ZM26 79H28V80H26ZM35 79V80H34ZM84 79H85V81H84ZM124 80V83H123V80ZM135 79V80H134ZM48 80H49V82H48ZM81 80H83V81H81ZM127 80V81H126ZM130 80H133V81H130ZM138 80V81H137ZM153 80V81H152ZM28 81V82H27ZM33 81H35L36 83H38L39 85H37V90H34V94H35V98H33V97H31L32 95H29L30 93V89H31V84L33 83ZM38 81V82H37ZM40 81H41V84H40ZM47 81V82H46ZM60 81V82H59ZM61 81H64V83L62 84V82ZM90 81V82H89ZM104 81H106V82H104ZM118 81V82H117ZM120 81V82H119ZM136 81V82H135ZM143 81V82H142ZM145 81V82H144ZM15 84H14V83ZM24 82V83H23ZM75 82H79V83H81L82 85H83V87H85V90L89 93V95H88V99L87 100H85V101H83V100H81L80 98H79V95L77 96L76 95V85L75 84H77V83H75ZM88 82V83H87ZM116 82V83H115ZM131 82H133L134 84H133V88L129 85V84H132ZM142 82V83H141ZM147 82V83H146ZM23 83V84H22ZM26 83V84H25ZM28 83V84H27ZM56 84V85H54V84ZM107 83V84H106ZM112 83V84H111ZM128 83V84H127ZM135 83H137V84H135ZM141 83V84H143V83H145V85H139V84ZM152 83V84H151ZM53 84V85H52ZM57 84H59L58 86H57ZM60 84H62V85H60ZM70 84V85H69ZM147 84V85H146ZM10 85V86H9ZM21 85V86H20ZM85 85V86H84ZM94 85V86H93ZM95 85H96V87H95ZM109 85V86H108ZM112 85V86H111ZM149 85V86H148ZM11 86H13V89H12V87ZM23 86V88H25V91L23 90H20V88ZM27 86H30V87H27ZM51 86H52V88H51ZM136 86H138L140 89L137 91V88L138 87H136ZM151 86V87H150ZM167 86V85H166ZM10 87H11V90H10ZM17 87H19V89L17 88ZM51 89H50V88ZM90 87V88H89ZM94 87L96 88L95 90H94ZM106 87V88H105ZM129 87H131V88H129ZM161 87V88H160ZM7 88H8V90H7ZM29 88V89H28ZM40 88V89H39ZM49 88V89H48ZM100 88V89H99ZM129 88V89H128ZM146 88V89H145ZM39 89V90H38ZM46 89V90H45ZM49 91H48V90ZM109 89V90H108ZM113 89V90H114ZM3 90V91H2ZM42 90H43V92H42ZM70 90V91H69ZM132 90V91H131ZM135 90V91H134ZM141 90V91H140ZM143 90V91H142ZM21 91V92H20ZM37 91H39V93H36ZM67 91V92H66ZM69 91V92H68ZM73 91V92H72ZM100 91V92H99ZM5 94H4V93ZM8 92V93H7ZM66 92V93H65ZM133 92V93H132ZM135 92H137V93H135ZM139 92H140V94H139ZM27 93H29V94H27ZM50 93V94H49ZM64 93V94H63ZM68 93V94H67ZM95 93V94H94ZM101 93V94H100ZM135 93V94H134ZM3 94V95H2ZM10 94V95H9ZM24 94V95H23ZM26 94H27V96H26ZM40 96H39V95ZM46 94V95H45ZM128 94V95H127ZM131 94V95H130ZM162 94V93H161ZM16 95V96H15ZM23 95V96H22ZM29 95V96H28ZM37 95V96H36ZM56 95H57V97H56ZM66 95V96H65ZM76 95V96H75ZM122 95H123V97L124 96H126V97H124V98H126V99H124L123 97H122ZM137 95V96H136ZM11 96V97H10ZM39 96V97H38ZM49 96V97H48ZM51 96V97H50ZM71 96V97H70ZM94 96V97H93ZM133 96V97H132ZM19 97V98H18ZM46 97V98H45ZM61 97H63V98H61ZM77 97V98H76ZM129 97L131 98L130 100H128L129 99ZM134 97H135V100H132V98L134 99ZM33 98V99H32ZM50 98V99H49ZM128 98V99H127ZM138 98V100H137V102H138V104H137V102H136V99ZM7 99V100H6ZM47 99V100H46ZM54 99H55V101H54ZM124 99V100H123ZM44 100H45V102H44ZM66 100H68V101H66ZM70 100V101H69ZM3 101V102H2ZM12 101V102H11ZM39 101V102H38ZM54 101V102H53ZM60 101H62V102H60ZM123 101V102H122ZM126 101H128V103L126 102ZM9 102V103H8ZM11 102V103H10ZM26 102H28V103H26ZM59 102H60V104H59ZM130 102H133V103H131L130 104ZM136 102V103H135ZM16 103V104H15ZM18 103V104H17ZM24 105H23V104ZM31 103V104H30ZM41 106V108H39V110L37 109V107H38V104ZM42 103V104H41ZM46 104L45 106H44V104ZM59 104L60 106H58L57 104ZM64 104V105H62V104ZM76 103V104H75ZM87 103H88V105H87ZM94 103H95V105H94ZM9 104V105H8ZM23 106H22V105ZM85 106H84V105ZM129 104V105H128ZM6 105V106H5ZM18 105V106H17ZM22 107H21V106ZM48 105V106H47ZM51 105V106H50ZM64 106V107H62V106ZM70 105V106H69ZM82 105H83V107H82ZM91 105V106H90ZM94 105V106H93ZM133 105V106H132ZM136 105V106H135ZM2 106V107H1ZM9 106V107H8ZM14 106L16 107V108H14ZM25 106V107H24ZM31 106H32V108H31ZM81 106V107H80ZM104 106V105H103ZM128 106H130V107H128ZM137 107V108H135V107ZM9 111L10 109H11V118L8 116V115H10L9 114V112L8 111H6V109ZM12 107H13V109H12ZM24 107V108H23ZM47 107V108H46ZM52 108L51 110H50V108ZM54 107H56V109H54ZM62 107V108H61ZM89 107V108H88ZM94 109H93V108ZM97 107V108H96ZM31 108V109H30ZM58 108H60V109H58ZM76 109V110H79L80 111V113L81 112H83V114H81L82 116H84V117H81V116H77V117H74V118H69L68 117V119H65L64 118V113L65 114H68L69 113V109H70V111H72V110H74V109ZM91 108V109H90ZM96 108V109H95ZM128 108H130V109H128ZM4 109V110H3ZM64 109V110H63ZM66 109V110H65ZM82 109V110H81ZM134 109V110H133ZM14 110V111H13ZM31 110V111H30ZM46 110V111H45ZM58 110V111H57ZM63 110V111H62ZM93 110V111H92ZM94 110H96L95 112H94ZM126 110V111H127ZM5 111L7 112V113H5ZM30 111V112H29ZM52 111V112H51ZM38 113V115H36V114H34V113ZM47 112H50L51 113V115L48 117L46 114H47ZM46 113V114H45ZM54 113V114H53ZM120 113V112H119ZM119 113H116V112H112V113H110L109 114V117H108V119H106L105 121H107V120H109V119H113L114 121L116 120V122H119L121 119H123V118H121L122 117V114L121 115H118ZM40 114V115H39ZM53 114V115H52ZM87 114H88V116H87ZM112 114V115H111ZM4 115V116H3ZM86 116H87V118H86ZM140 116V115H139ZM28 117V118H27ZM48 117V118H47ZM55 117V118H54ZM57 117V118H56ZM79 117H81V118H83L84 120H81V118H79ZM112 117V118H111ZM3 118H4V120H3ZM8 120H7V119ZM16 118V119H15ZM33 120H32V119ZM117 118H118V120H117ZM31 119V120H30ZM39 119H41V120H39ZM45 119H47V120H45ZM52 119V120H51ZM56 119V120H55ZM10 120V121H9ZM24 120H26V121H24ZM38 120V121H37ZM63 120V121H62ZM9 121V123H5V122H8ZM15 121V122H14ZM18 121V122H17ZM19 121H21V123L19 122ZM77 121V122H76ZM80 121V122H79ZM122 121V120H121ZM30 122H31V124L33 125L34 124V126L36 127V130H35V132H41L42 134H43V136H45V139H44V141L42 142L44 145H45V147H44V145H43V148H42V151H41V147H38V151L36 152H34V150L32 149V147H27L26 145H24V144H22L20 141H22L23 140V133L25 132V127L24 126H26V125H28V124H30ZM35 122V123H34ZM48 122H52V123H49L48 124ZM63 122V123H62ZM16 123V124H15ZM24 123V124H23ZM38 123V124H37ZM65 123H67V125L65 124ZM78 123V124H77ZM82 123V124H81ZM5 124H7V125H5ZM10 124V125H9ZM14 124V125H13ZM26 124V125H25ZM45 124H46V126H45ZM53 124V125H52ZM2 125V126H1ZM13 125V126H12ZM11 126V127H10ZM59 126V127H58ZM4 127V128H3ZM23 129H22V128ZM55 127H57L58 129H56ZM80 127H81V130H80ZM2 128V129H1ZM41 128V129H40ZM46 128V129H45ZM60 128V129H59ZM76 128V129H75ZM84 128V129H83ZM19 129H22L21 131L19 130ZM54 129V130H53ZM65 129V130H64ZM193 129V128H192ZM191 129V130H192ZM15 132H14V131ZM56 130H57V132L58 133H56ZM62 130V131H61ZM5 131H6V133L8 134H6L5 133ZM10 131V132H9ZM75 131H77V132H75ZM2 132V133H1ZM12 132V133H11ZM70 132H72L71 133V135H70ZM79 132H82V134L81 133H79ZM101 132V133H100ZM105 132H107V134L105 133ZM16 135H15V134ZM22 133V134H21ZM47 133V134H46ZM52 133H54V134H52ZM73 133H75V134H73ZM96 133H97V135H99V133L100 134H102V135H99V136H101L102 137V139L103 140H106V139H109L110 137H109V134H108V131L107 130H105V129H102L101 131L99 130V128H97L96 129ZM64 136H63V135ZM115 134H116V132L115 133H113V138H110V139H113V140H116V141H118V136H115ZM9 135L11 136L10 137V139H9ZM62 136L63 137V142H59V138L57 137V136ZM69 135H70V139H69ZM117 135V134H116ZM3 136V137H2ZM20 136V137H19ZM74 136V137H73ZM77 136H78V138H77ZM106 136V137H105ZM18 137V138H17ZM32 137L33 136H31V140H32ZM48 137V138H47ZM53 137V139L51 140V138ZM13 138V139H12ZM105 138V139H104ZM6 141H5V140ZM184 139V140H183ZM182 139V142H184L185 144L187 143H189V140H187V136H185V138H183ZM2 140H3V142H2ZM18 140V141H17ZM30 140V141H31ZM47 140H50L49 142L47 141ZM73 140V141H72ZM76 140V141H75ZM86 140V141H85ZM6 142V144H5V142ZM12 141V142H11ZM15 141V142H14ZM52 141V142H51ZM67 141L69 142V143H67ZM72 141V142H71ZM18 142H19V144H22L23 146L21 147L19 144H18ZM34 142L35 141H32V145H34ZM75 142V143H74ZM84 142V143H83ZM11 143H13V145L11 146ZM71 143V144H70ZM83 143V144H82ZM60 144V145H59ZM16 146V147H15ZM24 146H26V147H24ZM66 146V147H65ZM74 146H75V148H74ZM187 146V145H186ZM5 147H7V148H5ZM12 147V148H11ZM52 147H53V150H51L52 149ZM54 147H55V149H54ZM81 147L83 148L82 150H81ZM3 148V149H2ZM10 148V149H9ZM18 148V149H17ZM20 148V149H19ZM2 149V150H1ZM11 149H13V150H11ZM57 149V150H56ZM60 149H61V151H60ZM80 149V150H79ZM11 150V151H10ZM19 150V151H18ZM22 150V151H21ZM25 150H26V152H25ZM80 152H79V151ZM85 150V151H84ZM15 151V152H14ZM47 152V154H46V152ZM54 151V152H53ZM65 151V152H64ZM78 151V152H77ZM88 151V152H87ZM8 152V153H7ZM13 154H12V153ZM28 152V153H27ZM59 152V153H58ZM18 153H22L21 155L23 156V158H25L26 157V159H31V162H30V164L27 166V167H24V168H21V167H16V165H11V160H14V159H17L16 157H19L17 154ZM32 153H34L33 155H32ZM49 153V154H48ZM58 153V154H57ZM63 153V154H62ZM76 153V154H75ZM6 156H5V155ZM10 154V155H9ZM30 154V155H29ZM47 157V159H46V157L44 156V155ZM88 154V155H87ZM25 155V156H24ZM31 155H32V158H31ZM40 155V156H39ZM54 155V156H53ZM58 155V156H57ZM83 155V156H82ZM7 158H5V157ZM11 156H14V157H12L11 159H10V157ZM29 156H30V158H29ZM39 156V157H38ZM53 156V157H52ZM90 156H91V154H90ZM97 154H93V159H96L97 157ZM37 157V159H35ZM204 157V158H203ZM68 158H70V159H68ZM8 159H9V161H8ZM55 159V160H54ZM57 159H59L60 160V163H59V160H57ZM98 159V158H97ZM101 159V158H100ZM111 159V158H110ZM110 159L108 160V162L107 163H103L102 161H100V162H98V163H95V167H96V169L97 170H99L100 169V165H102L101 167H103L104 169V171H105V173L107 172L108 173V170H110L111 171V162H110ZM201 159V160H200ZM36 160V161H35ZM62 160V161H61ZM71 160V161H70ZM77 160V161H76ZM81 160V161H80ZM199 160V161H198ZM198 160H197V162L195 163V161H191L190 162V164L191 165H193L195 168L196 167H198V164H199V167L200 166H202L203 165V160H205V156L203 155V154H200L199 156H198ZM3 161H6V162H4L3 163ZM35 161V162H34ZM39 161V162H38ZM43 161V162H42ZM68 163H67V162ZM75 161V162H74ZM38 163V165H37V163ZM2 163H3V165H2ZM10 163V164H9ZM34 165H33V164ZM55 163V164H54ZM73 163H75V164H73ZM212 163V162H211ZM8 164V165H7ZM36 164V165H35ZM40 164H41V166H40ZM42 164H43V169H42ZM54 164V165H53ZM61 164V165H60ZM10 165V166H9ZM97 165H99V166H97ZM105 165V166H104ZM107 165V166H106ZM6 167V168H4V167ZM13 166H14V168H13ZM35 167V168H33V171H32V168H30V167ZM40 166V167H39ZM47 166H49V167H51V168H49V167H47ZM62 166V167H61ZM109 166V167H108ZM10 167H12V171L14 170L15 171V173H17V174H14L12 171V173L13 174H11L10 173ZM46 167H47V169H46ZM70 167V168H69ZM87 167V166H86ZM2 168H4L3 170H2ZM7 168H8V170H7ZM20 168V169H19ZM45 168V169H44ZM60 168H62V169H60ZM18 171H17V170ZM24 169V170H23ZM29 169L31 170V171H29ZM52 169H54V170H52ZM66 169V170H65ZM68 169V170H67ZM74 169V170H73ZM78 169V170H77ZM82 169V170H81ZM119 168H113L112 169V172H113V174H114V176H115V174H117L118 172H120L119 170H118ZM19 170L22 172H20L21 174H19ZM40 170V171H39ZM50 170V171H49ZM60 170V171H59ZM28 171H29V173H30V175H29V173H28ZM37 171H39V172H37ZM48 171V172H47ZM176 171H178V169H176ZM32 172V173H31ZM41 172H43V173H41ZM58 172L60 173V174H58ZM67 172V173H66ZM101 171H98V173H100ZM117 172V173H116ZM106 173V174H107ZM6 175V177H5V175ZM36 174V175H35ZM42 174V175H41ZM60 176V178L58 177V175ZM61 174H63L62 176H61ZM10 175V176H9ZM16 175H18V176H20V177H18L17 176V178H15L16 177ZM33 175V176H32ZM41 175V176H40ZM50 175V176H49ZM37 176V177H36ZM44 176V177H43ZM93 174H92V176H91V174L89 173V174H83V183H86V184H89V185H95V187H97L98 186V184L100 183L101 184V182H103V180L104 181H107L106 179H101V181H100V179L99 178H97V177H99V175H95L94 176V179H93ZM117 177H118V174L116 175ZM3 177H5L4 179H3ZM40 177V178H39ZM47 177H52V178H46ZM59 179H58V178ZM63 177V178H62ZM85 177V178H84ZM90 179H89V178ZM6 178H7V180H6ZM8 178H10V180L8 179ZM21 180H20V179ZM29 178H31V179H29ZM37 178H39V179H37ZM43 178H45L44 180H43ZM54 178V179H53ZM55 178H57V179H55ZM72 178V179H71ZM19 179V180H18ZM25 179L26 180H31L30 181V187H29V194H28V192H27V190L26 189H24V191H23V188H25V187H23V184L26 182L25 181ZM52 179V180H51ZM65 179V180H64ZM126 179H128L126 176H124V178H123V181L125 180L126 181ZM33 180H35V181H33ZM37 180V181H36ZM42 180V181H41ZM50 181V182H47V181ZM72 180V181H71ZM92 180H93V183H91L92 182ZM4 181V182H3ZM16 181V182H15ZM19 183H18V182ZM28 181V182H29ZM39 181V182H38ZM45 181V182H44ZM69 181H71L70 183H69ZM5 182H8L7 184L8 185H6V183ZM15 182V183H14ZM24 182V183H23ZM34 182H35V184H34ZM3 183V184H2ZM14 185H13V184ZM23 183V184H22ZM40 183V184H39ZM45 183H48V184H46L45 185ZM96 183V184H95ZM127 183H130V180L127 182ZM1 184H2V186L4 185V187H2L1 186ZM17 184V185H16ZM39 184V185H38ZM99 184V185H100ZM115 184H117V183H115ZM10 185V186H9ZM25 185V184H24ZM45 185V186H44ZM56 185H58V187L56 186ZM6 186L7 187H10V188H6ZM13 186V187H12ZM33 186V187H32ZM49 188H48V187ZM52 186V187H51ZM54 186V187H53ZM56 186V187H55ZM73 186V187H72ZM23 187V188H22ZM71 187V188H70ZM4 188V189H3ZM36 189V190H33V189ZM57 188V189H56ZM15 189V190H14ZM22 189V190H21ZM61 189V190H60ZM64 189V190H63ZM72 189H74V191L72 190ZM78 189V190H77ZM2 190H5L6 191V194H5V192L4 191H2ZM34 191L33 193H31L32 191ZM41 190V191H40ZM52 190V191H51ZM8 191V192H7ZM22 193H21V192ZM42 191H44V192H42ZM45 191H47V193L45 192ZM63 191V192H62ZM12 192V193H11ZM17 192V193H16ZM36 192V193H35ZM35 193V194H34ZM41 193V194H40ZM58 193H60V194H58ZM72 193V194H71ZM4 194V195H3ZM11 194H13L12 196H11ZM28 194V195H27ZM31 194V195H30ZM43 194V195H42ZM71 196H74V197H70V195ZM7 195L10 197H7ZM17 197H16V196ZM26 195V196H25ZM39 195H40V197H39ZM48 195H50V196H48ZM15 196V197H14ZM22 198H21V197ZM36 197V198H40V199H42V197H44L43 199V201H44V203L42 204V203H39L38 205H36V206H34L32 203H33V200H30V199H32V197ZM46 196V197H45ZM66 196V197H65ZM7 199H6V198ZM19 197H20V199H19ZM59 197V198H58ZM180 198H183L184 197V195H181V196H179ZM61 198V199H60ZM9 199L11 200V201H9ZM73 199V200H72ZM6 200H8L7 202H6ZM29 200V201H28ZM53 200V201H52ZM55 200V201H54ZM60 200V201H59ZM124 200H126V198H124ZM13 201V202H12ZM28 201V202H27ZM47 201V202H46ZM49 201V202H48ZM4 202V203H3ZM11 202V203H10ZM23 202L26 204V205H22L23 204ZM55 202H57V203H55ZM62 202H64L63 204H62ZM9 203H10V205H9ZM14 203V204H13ZM17 203H19L20 204V206L21 207H23V206H29V207H31L30 209V211H29V213L26 215V214H24V213H20L19 214V212H17V211H19L18 209H16V207H15V204L19 207V204H17ZM46 203V204H45ZM49 203H52V204H49ZM55 203V204H54ZM70 203V204H69ZM72 203V204H71ZM180 203H182V202H180ZM5 204H7V205H5ZM14 205V207H15V209H13V205ZM33 205V206H31V205ZM42 204V207L40 206ZM54 204V205H53ZM60 204V205H59ZM65 204V205H64ZM48 205V206H47ZM57 205V206H56ZM6 208H5V207ZM38 206H40V207H38ZM43 206H45V208L43 207ZM47 206V207H46ZM49 206H50V208H49ZM67 206V207H66ZM3 207V209L1 210V208ZM56 207V208H55ZM58 207V208H57ZM48 208V209H47ZM72 208H73V206H72ZM41 209V210H40ZM66 209V210H65ZM38 210V211H37ZM45 211V212H44ZM50 211V212H49ZM64 211V212H63ZM32 213V215H30L31 213ZM34 212V213H33ZM49 212V213H48ZM43 215H42V214ZM68 213V214H67ZM21 214H22V216H21ZM55 214V215H54ZM67 214V215H66ZM29 216V217H28ZM30 216H31V218H30ZM35 216V217H34ZM47 216V217H46ZM69 218H68V217ZM14 217V218H13ZM27 219H25V218ZM33 217V218H32ZM43 217V218H42ZM50 217H51V219H50ZM13 218V219H12ZM31 220V219H33V221L31 220H29V219ZM46 218V219H45ZM1 219H2V221H1ZM37 219H38V221H37ZM53 219V220H52ZM66 219H68V220H66ZM24 220H26V221H24ZM41 220V221H40ZM45 220V221H44ZM52 220V221H51ZM56 222H58V223H56ZM64 220V221H63ZM28 221V222H27ZM31 223H30V222ZM34 221H36V222H34ZM48 223H47V222ZM71 221V222H70ZM52 222V223H51ZM55 222V223H54ZM60 222V223H59ZM67 222H69V223H67ZM24 223V224H23ZM29 223V224H28ZM37 225H36V224ZM46 224L45 226L43 225V224ZM75 223H76V225H75ZM35 224V225H34ZM49 224V225H48ZM53 224H57V225H53ZM60 224V225H59ZM67 224V225H66ZM10 228H9V227ZM23 226L25 227L24 229H23ZM28 226V227H27ZM44 226V227H43ZM50 226V227H49ZM52 226V227H51ZM69 226V227H68ZM70 226H72V227H70ZM33 227H34V230L36 229L37 230V232H36V230L34 231L33 230ZM56 227V228H55ZM63 227H65V228H63ZM18 228V229H17ZM51 228V229H50ZM83 228V227H82ZM255 229L253 230V232H252V234H251V241H252V251L254 252L253 254H252V256L253 255H255L254 256V258L253 257H251V255H247L245 258H241V256L239 255V254H233V255H231L230 257H232L233 259H231L230 257H229V259H228V261L230 262L229 264H247V263H249V264H264V257H263V255H264V226H262V227H260L259 225H256L255 227H254ZM13 229V230H12ZM30 229V230H29ZM261 229V230H260ZM13 232H12V231ZM26 230V231H25ZM41 230V231H40ZM52 230H55V231H52ZM256 230V231H255ZM41 232V234L43 235L42 237H41V235H40V233L39 232ZM52 231V233H50ZM72 231V232H71ZM6 232V233H5ZM27 232H28V234H27ZM30 232V233H29ZM32 232V233H31ZM44 232V233H43ZM46 232H47V234H46ZM259 232V233H258ZM261 232H262V234H261ZM11 235H10V234ZM26 235H25V234ZM9 234V235H8ZM14 234H19V238H18V235L16 236V238H15V236H14ZM257 234V235H256ZM259 234V235H258ZM2 235V236H1ZM27 235H28V237H27ZM33 235V236H32ZM39 235H40V237H39ZM48 235V236H47ZM58 235V236H57ZM260 235H261V238H262V240H261V238H260ZM23 236H25V237H27V238H23ZM30 236V237H29ZM36 236H38V237H36ZM61 238H60V237ZM69 236V235H68ZM5 237V238H4ZM9 237H10V239H9ZM12 237V238H11ZM53 237V238H52ZM57 237H59L58 239H57ZM15 238V239H14ZM23 238V239H22ZM68 238V237H67ZM253 238V239H252ZM6 239V240H5ZM8 239V240H7ZM22 239V240H21ZM26 239V240H25ZM59 239H61V246H59L58 244V240ZM5 240V241H4ZM12 240V241H11ZM34 240H35V243H34ZM36 240H37V244H36ZM40 240V241H39ZM49 240V241H48ZM259 240H261L260 242H258ZM16 241V242H15ZM27 241V242H26ZM32 241V242H31ZM21 242H23V243H21ZM263 242V243H262ZM15 244V246H14V244ZM17 243V244H16ZM34 243V244H33ZM53 243H55V245H53ZM64 243V244H63ZM262 243V244H261ZM261 244V245H260ZM28 247H27V246ZM34 245V246H33ZM50 245H53V247H51ZM5 246H6V248H5ZM21 246V247H20ZM26 246V247H25ZM58 246V247H57ZM30 247H32L33 249L31 250V252H29L30 251ZM45 247H46V249H45ZM47 247H48V249H47ZM255 247V248H254ZM12 248H13V250H12ZM15 248H17V249H15ZM21 248H23V249H21ZM39 248V249H38ZM42 248V249H41ZM49 248H53V249H49ZM59 250H58V249ZM261 248H262V250H261ZM18 249H20V250H18ZM34 250V251H33ZM42 250V251H41ZM66 250V251H65ZM259 250V251H258ZM33 251V252H32ZM40 252V253H38V252ZM61 251V252H60ZM29 252V253H28ZM41 252H42V254H44V256L41 254ZM49 252H51L50 254H49ZM59 254H58V253ZM64 252V253H63ZM66 252V253H65ZM261 252V253H260ZM53 253V254H52ZM8 254V255H7ZM67 254V255H66ZM257 254H259V255H261L262 254V256H259V257H257L256 255ZM3 255H4V257H3ZM34 255V256H33ZM42 255V256H41ZM48 255V256H47ZM63 255V256H62ZM239 255V256H238ZM35 256H36V258H35ZM3 257V258H2ZM32 257H33V259H32ZM38 257V258H37ZM43 257V258H42ZM249 257V258H248ZM262 258V260H261V258ZM4 258H6V259H4ZM66 258V259H65ZM235 258H237V259H235ZM253 258V259H252ZM28 259H30V260H28ZM61 259V260H60ZM245 259V260H244ZM8 260V261H7ZM32 260V261H31ZM34 260H35V262H34ZM239 260V261H238ZM247 260H249V261H247ZM252 260V261H251ZM256 260H257V262H256ZM66 261V262H65ZM234 261V262H233ZM250 261H251V263H250ZM38 262V263H37ZM254 262V263H253ZM78 264V263H77ZM90 264H92L91 262H90Z\"/></svg>",
	"mask_w": 264,
	"mask_h": 264
}]
</instances>
